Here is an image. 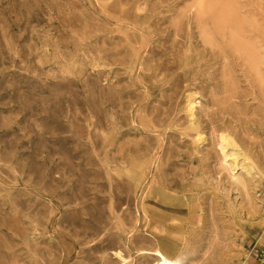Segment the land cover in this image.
<instances>
[{"label": "rangeland", "instance_id": "obj_1", "mask_svg": "<svg viewBox=\"0 0 264 264\" xmlns=\"http://www.w3.org/2000/svg\"><path fill=\"white\" fill-rule=\"evenodd\" d=\"M157 243L259 264L264 0H0V264H154Z\"/></svg>", "mask_w": 264, "mask_h": 264}, {"label": "bare ground", "instance_id": "obj_2", "mask_svg": "<svg viewBox=\"0 0 264 264\" xmlns=\"http://www.w3.org/2000/svg\"><path fill=\"white\" fill-rule=\"evenodd\" d=\"M196 107V104L194 103V101H192L190 103V112H192L194 110V108ZM222 143H225L226 146L224 149L228 148L229 146H233L234 141L232 139H230L229 137H222ZM223 149V150H224ZM237 153L233 152L231 155H228L227 157L228 159V170H230L231 172H234V170H236L237 168H239L241 166V169L243 170H247L249 173L254 172V167L251 166V163L249 161L248 157L243 158L242 163H240L239 161V155H236ZM151 223V222H150ZM157 249L155 251H142L140 253V255L144 256V255H152L154 256L156 259L154 264H179L177 261L171 259L168 255H166L164 249L161 247L160 243H157ZM118 257L123 260V262L125 263L127 260L125 258H123L121 255H118Z\"/></svg>", "mask_w": 264, "mask_h": 264}, {"label": "built area", "instance_id": "obj_3", "mask_svg": "<svg viewBox=\"0 0 264 264\" xmlns=\"http://www.w3.org/2000/svg\"><path fill=\"white\" fill-rule=\"evenodd\" d=\"M255 258L259 261V264H264V246L256 247L253 250Z\"/></svg>", "mask_w": 264, "mask_h": 264}]
</instances>
